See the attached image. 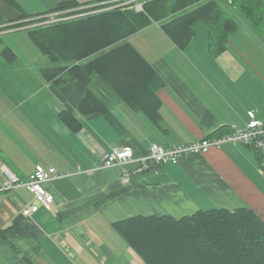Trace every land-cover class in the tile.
<instances>
[{"label": "crops", "instance_id": "1", "mask_svg": "<svg viewBox=\"0 0 264 264\" xmlns=\"http://www.w3.org/2000/svg\"><path fill=\"white\" fill-rule=\"evenodd\" d=\"M10 1L15 5L0 0V44L14 54L7 61L0 53V166L22 181L36 166L68 176L44 184L53 202L28 217L21 210L31 198L23 190L0 193V264H144L113 228L138 216L180 219L217 208H247L264 222V171L256 153L241 145L135 172L151 144H189L241 130L253 118L263 121L264 57L256 59L261 49L256 41L264 38L246 20L236 22L219 53L210 51L208 30L200 22L182 50L161 23H152L127 41L161 81L154 120L97 76L88 89L105 111L82 116L77 106L87 88L67 73L59 84L45 81L40 71L49 65L34 53L23 59L12 48L20 42L11 36L23 29L7 30L18 23L17 14L47 12L64 0ZM73 1L83 5L80 9L100 5ZM29 43L34 45L21 40L20 46L31 50ZM61 111L74 116L78 129L62 122ZM118 148L130 149L132 162L102 168L103 156ZM125 172L129 180L122 183Z\"/></svg>", "mask_w": 264, "mask_h": 264}, {"label": "trees", "instance_id": "2", "mask_svg": "<svg viewBox=\"0 0 264 264\" xmlns=\"http://www.w3.org/2000/svg\"><path fill=\"white\" fill-rule=\"evenodd\" d=\"M109 1L113 0L96 3ZM229 1V7L264 38V0ZM7 3L15 5L10 0ZM82 6L64 0L47 12H21L15 18L18 23L7 27L27 31L30 41L46 57L49 66L40 71L45 81L59 84L67 73L87 88L77 106L82 116L105 111L88 89L97 76L124 102L154 120L158 107L155 93L161 81L127 41L152 23H161L165 36L182 50L195 34L193 25L200 22L208 30V47L214 53L225 49L237 29L236 21L215 0H147L141 12L123 7L91 13L102 6L80 9ZM54 13L62 17L83 15L40 25L45 16ZM0 53L7 61L14 58L5 45ZM59 117L78 129L70 112L61 111ZM113 228L144 264H264V222L247 208H217L180 219L138 216L117 222Z\"/></svg>", "mask_w": 264, "mask_h": 264}, {"label": "built area", "instance_id": "3", "mask_svg": "<svg viewBox=\"0 0 264 264\" xmlns=\"http://www.w3.org/2000/svg\"><path fill=\"white\" fill-rule=\"evenodd\" d=\"M146 1L147 0H113L101 3L100 6H102V8L91 13L111 11L123 7H129L135 12H141L142 6ZM62 16L63 14L59 13L47 15L44 17L45 20L40 25L65 21L82 15L71 17ZM228 144H238L255 152L259 158V166L261 170L264 171V121L253 118L243 129L237 130L228 135L203 138L179 146L162 147L156 144H151L147 150L146 156L137 160L139 166L135 172H144L150 165L165 166L167 164H177L184 157L205 154L211 149H219ZM132 160L133 153L130 149H114L111 153L103 156L102 168H124L127 164L131 163ZM77 173L91 174L92 172L78 171ZM129 175L130 174L127 172L123 174L122 183L128 182ZM66 176L68 175L57 173L54 168L46 169L42 166H36L28 175L27 179L22 181L10 170L0 166V193L14 189H21L30 196L31 201L21 210L22 216L28 217L35 214L40 208L48 209L53 202V197L46 191L44 184L52 179L63 178Z\"/></svg>", "mask_w": 264, "mask_h": 264}, {"label": "rangeland", "instance_id": "4", "mask_svg": "<svg viewBox=\"0 0 264 264\" xmlns=\"http://www.w3.org/2000/svg\"><path fill=\"white\" fill-rule=\"evenodd\" d=\"M218 3H219V5L226 11V12H228L230 15H231V17L237 22V23H239V24H241V23H243L244 22V18L240 15V13L238 12V11H236V10H234V9H232L231 7H229L228 6V4H227V2H226V0H216ZM80 15H83V14H80ZM16 35H13V36H11L12 38H13V42L14 43H18V42H20V44H21V40H28L29 42H30V39H29V37H28V32L27 31H25V30H22V31H19V32H17V33H15ZM258 38H260V39H257V40H260V41H256V43H259V45L258 44H256V47H261V49H260V54L258 55V56H256V59H261V58H263L264 57V42L263 41H261L262 39H261V37L260 36H258ZM20 44L19 45H13L12 46V48H13V50H14V52L16 53V54H18V55H20L21 57H23V59H28L29 58V53H34V54H37L36 56L37 57H41L42 58V60H43V62L45 63L44 65H47L48 64V61H47V59H46V57L44 56V55H42L40 52H39V50L38 49H36L35 48V46L34 45H32L31 43H29V46H30V48H31V50H29V49H27V47L26 46H20ZM4 47V45H1L0 44V50L2 49ZM27 49V50H26ZM29 51V52H28ZM31 51V52H30ZM49 65V64H48ZM263 68H264V59H263ZM263 121H264V118H263Z\"/></svg>", "mask_w": 264, "mask_h": 264}]
</instances>
